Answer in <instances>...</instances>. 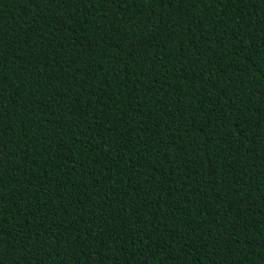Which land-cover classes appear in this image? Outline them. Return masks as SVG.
Segmentation results:
<instances>
[{
  "label": "trees",
  "instance_id": "trees-1",
  "mask_svg": "<svg viewBox=\"0 0 264 264\" xmlns=\"http://www.w3.org/2000/svg\"><path fill=\"white\" fill-rule=\"evenodd\" d=\"M0 264H264V0H0Z\"/></svg>",
  "mask_w": 264,
  "mask_h": 264
}]
</instances>
